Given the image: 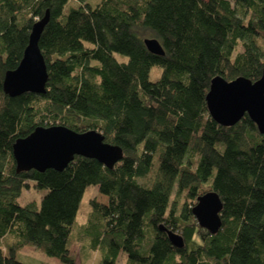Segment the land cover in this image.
Instances as JSON below:
<instances>
[{
    "label": "trees",
    "instance_id": "obj_1",
    "mask_svg": "<svg viewBox=\"0 0 264 264\" xmlns=\"http://www.w3.org/2000/svg\"><path fill=\"white\" fill-rule=\"evenodd\" d=\"M46 10V90L10 96L5 73ZM263 67L264 0H0V264H28L18 257L27 245L62 264H86L92 252L98 264L121 253L125 264H264V133L248 114L219 124L206 100L215 76L255 81ZM58 124L97 129L123 159L109 168L76 156L63 170L18 172L16 140ZM32 182L47 191L21 205ZM90 185L108 203L91 200L78 223ZM210 190L223 202L216 233L192 212Z\"/></svg>",
    "mask_w": 264,
    "mask_h": 264
},
{
    "label": "water",
    "instance_id": "obj_2",
    "mask_svg": "<svg viewBox=\"0 0 264 264\" xmlns=\"http://www.w3.org/2000/svg\"><path fill=\"white\" fill-rule=\"evenodd\" d=\"M50 17L49 10L37 20L29 35L23 57L14 69L5 73L3 91L10 96L25 92L43 93L48 80L47 64L39 47V40ZM149 51L163 55L164 49L156 38L144 40ZM212 117L224 126H232L248 114L264 133V67L259 79L245 76L227 80L215 76L206 96ZM17 171L48 168L63 170L76 156L95 158L109 168L123 159V149L107 142L102 132L90 129L76 131L65 125L38 126L29 135L19 138L13 145ZM223 202L219 194L210 190L197 198L192 212L199 224L216 233L221 226ZM176 246L183 245L181 235L169 232Z\"/></svg>",
    "mask_w": 264,
    "mask_h": 264
},
{
    "label": "rangeland",
    "instance_id": "obj_3",
    "mask_svg": "<svg viewBox=\"0 0 264 264\" xmlns=\"http://www.w3.org/2000/svg\"><path fill=\"white\" fill-rule=\"evenodd\" d=\"M209 1V0H208ZM232 4L235 3V0H230ZM73 5H75V2H72ZM241 49V48H239ZM118 59L120 61H124L127 59V57L116 54ZM157 68V66H155ZM156 73H154V70H151V78L154 79ZM46 189H38L34 186V183H31V188L24 189L21 196L19 197L18 201L21 205H24L28 201L35 200L38 203H40L42 195L46 193ZM95 199L96 201L100 203H108V197L104 194H102L97 185H90L86 188L83 198L80 203V208L77 214V222L78 223H86L89 217V213L91 210L90 202L91 200ZM88 242V241H87ZM71 253L75 257L77 256V259H81V255L84 254V246L78 241L74 242L71 246ZM18 257L28 263V264H62L59 259L56 257H51L46 255L43 252L37 251L33 246L27 245L23 249L20 250ZM100 259L99 252H92L89 256V258H86V264H98ZM125 255L123 253L120 254L118 258L117 264H125Z\"/></svg>",
    "mask_w": 264,
    "mask_h": 264
}]
</instances>
